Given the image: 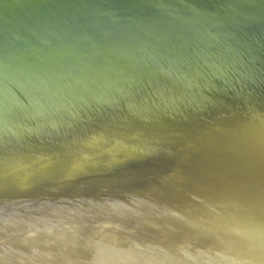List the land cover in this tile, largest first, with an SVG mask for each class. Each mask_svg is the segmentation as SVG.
I'll use <instances>...</instances> for the list:
<instances>
[{"label": "water", "instance_id": "1", "mask_svg": "<svg viewBox=\"0 0 264 264\" xmlns=\"http://www.w3.org/2000/svg\"><path fill=\"white\" fill-rule=\"evenodd\" d=\"M0 264H264V0H0Z\"/></svg>", "mask_w": 264, "mask_h": 264}]
</instances>
